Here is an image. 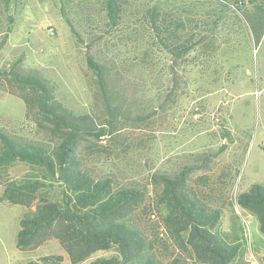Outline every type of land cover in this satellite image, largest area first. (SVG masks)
<instances>
[{
    "label": "rangeland",
    "instance_id": "374dc122",
    "mask_svg": "<svg viewBox=\"0 0 264 264\" xmlns=\"http://www.w3.org/2000/svg\"><path fill=\"white\" fill-rule=\"evenodd\" d=\"M127 1L125 29L103 33L89 49L96 59L119 60L113 86L124 115L113 134L84 138L81 152L89 154L95 174L109 173L120 182L136 180L145 186L141 220L155 238L163 263L180 256L182 264H202L168 238L150 182L156 171L173 173L189 166L190 185L221 208V229L243 234L242 258L248 264H263L264 235L235 198L253 182L264 184V33L256 40L247 23L257 7L264 8V0ZM104 2L0 0L1 30L9 15L13 17L11 32L0 51V67L21 54L24 68L37 69L54 82L57 98L75 112L89 113L97 127L104 125V105L86 62L84 42L90 35L100 34L98 26L106 17ZM152 4L219 13L222 24L212 48L207 53L200 48L191 51L172 69L169 54L154 44L139 23L140 8ZM64 11H68L78 37ZM5 84L0 82V129L23 140L46 138L41 126L26 116L23 100ZM203 154L207 160L197 164ZM27 170L23 162H14L0 179V195L4 181L19 178ZM34 207L0 200V264L39 263L44 255H61L58 264H72L54 238L31 249L16 247L19 218ZM114 254V249L98 250L78 264Z\"/></svg>",
    "mask_w": 264,
    "mask_h": 264
},
{
    "label": "trees",
    "instance_id": "16d2710c",
    "mask_svg": "<svg viewBox=\"0 0 264 264\" xmlns=\"http://www.w3.org/2000/svg\"><path fill=\"white\" fill-rule=\"evenodd\" d=\"M129 7L127 0H105L106 17L98 26L100 34L90 35L88 42H84L86 62L104 105L103 126L97 127L89 113L66 107L57 98L56 84L37 69L24 68L21 54L0 67V82H6L9 91L23 100L26 116L47 135L43 140H23L0 129V179L16 161L28 166L19 178L3 182L0 200L27 207L35 205L19 218L15 244L21 250L54 238L72 264L81 263L98 250L109 249H114L115 254L94 257L87 264H165L157 255L155 238L142 224L140 210L146 197L145 186L136 180L120 182L109 173L95 174L89 166V154L80 150L81 141L88 136L113 134L124 115L113 86L119 60L96 59L89 49L103 33L125 29L123 22ZM192 9L180 11L152 4L138 11L139 23L148 30L154 44L169 54L172 69L182 64L191 51L200 48L207 53L222 24L219 13L205 14L197 7ZM62 14L78 37L68 11ZM7 22L3 30L0 28V51L11 32L12 15ZM247 23L259 40L264 33V8L257 7ZM206 160L203 154L196 162ZM190 171L185 166L173 173L151 174L154 200L161 208V222L168 238L180 251L190 252L202 264H248L241 254L243 234L221 229V208L210 204L200 189L190 185ZM235 201L257 221L264 235V184L253 182L236 195ZM61 261V255H44L39 263L28 264ZM167 264H182V258L175 256Z\"/></svg>",
    "mask_w": 264,
    "mask_h": 264
}]
</instances>
